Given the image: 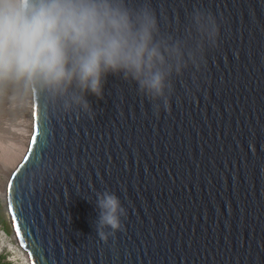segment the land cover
Instances as JSON below:
<instances>
[{
  "label": "water",
  "instance_id": "obj_1",
  "mask_svg": "<svg viewBox=\"0 0 264 264\" xmlns=\"http://www.w3.org/2000/svg\"><path fill=\"white\" fill-rule=\"evenodd\" d=\"M151 3L176 36L207 11L218 43L158 114L119 75L89 96L94 118L32 89L34 132L6 202L31 264H264V0ZM105 190L127 209L108 242Z\"/></svg>",
  "mask_w": 264,
  "mask_h": 264
},
{
  "label": "clouds",
  "instance_id": "obj_2",
  "mask_svg": "<svg viewBox=\"0 0 264 264\" xmlns=\"http://www.w3.org/2000/svg\"><path fill=\"white\" fill-rule=\"evenodd\" d=\"M218 39L216 18L202 9L176 36L162 30L151 0H0V83L38 89L65 112L94 118L89 96L102 98L108 77L119 75L158 114L170 107L174 78L199 70ZM95 198L96 231L108 242L127 209L111 191Z\"/></svg>",
  "mask_w": 264,
  "mask_h": 264
},
{
  "label": "bare ground",
  "instance_id": "obj_3",
  "mask_svg": "<svg viewBox=\"0 0 264 264\" xmlns=\"http://www.w3.org/2000/svg\"><path fill=\"white\" fill-rule=\"evenodd\" d=\"M33 132V90L23 85L0 83V175L6 180L0 179V195L6 202L9 180L23 161ZM13 249L18 257L16 261L31 264L27 252L18 243Z\"/></svg>",
  "mask_w": 264,
  "mask_h": 264
},
{
  "label": "rangeland",
  "instance_id": "obj_4",
  "mask_svg": "<svg viewBox=\"0 0 264 264\" xmlns=\"http://www.w3.org/2000/svg\"><path fill=\"white\" fill-rule=\"evenodd\" d=\"M0 179L6 181L2 175H0ZM4 201L5 199L0 195V264H23V261H19V259L16 261L18 257L13 253V247L16 245L13 230H11V234L8 233V237L3 232L9 228L8 225L11 226L8 206Z\"/></svg>",
  "mask_w": 264,
  "mask_h": 264
},
{
  "label": "trees",
  "instance_id": "obj_5",
  "mask_svg": "<svg viewBox=\"0 0 264 264\" xmlns=\"http://www.w3.org/2000/svg\"><path fill=\"white\" fill-rule=\"evenodd\" d=\"M8 227H9V228L6 230V233H7V234H8V233L11 234V230H12L11 228H12V226L8 225Z\"/></svg>",
  "mask_w": 264,
  "mask_h": 264
},
{
  "label": "built area",
  "instance_id": "obj_6",
  "mask_svg": "<svg viewBox=\"0 0 264 264\" xmlns=\"http://www.w3.org/2000/svg\"><path fill=\"white\" fill-rule=\"evenodd\" d=\"M5 234V233H4Z\"/></svg>",
  "mask_w": 264,
  "mask_h": 264
}]
</instances>
